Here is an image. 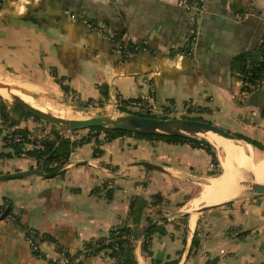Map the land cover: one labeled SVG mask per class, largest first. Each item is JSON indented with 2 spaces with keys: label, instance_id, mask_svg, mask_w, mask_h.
<instances>
[{
  "label": "crops",
  "instance_id": "crops-1",
  "mask_svg": "<svg viewBox=\"0 0 264 264\" xmlns=\"http://www.w3.org/2000/svg\"><path fill=\"white\" fill-rule=\"evenodd\" d=\"M184 1L3 0L0 73L19 78L34 94L50 95L65 116L68 107L88 118L131 114L117 106L119 98H148L175 109L191 105L203 119L264 144V81L244 92L238 73V57L262 42L264 0H201L196 18ZM8 124L0 114V175L39 166L16 155L5 140L15 129L35 137L48 133L51 124L30 116ZM81 134L85 130L76 137ZM100 139L98 155L92 141L72 147L50 178L0 180V208L9 207L0 219V264H45L60 248L71 257L81 250L71 264H112L104 254L83 259V243L106 236L121 221L132 226L131 201L138 199L136 208L156 194L166 202L140 210L155 222L148 229L159 227L150 234V255L139 239L150 224L140 230L137 264H264V194L236 181V193L225 198V189L214 184L223 175L215 147L220 174L208 176L211 157L204 149L127 134ZM244 145L251 163L263 160L264 152ZM250 175L256 177L252 170ZM135 214L141 216L139 209ZM28 229L50 239L40 245L41 256L25 239Z\"/></svg>",
  "mask_w": 264,
  "mask_h": 264
},
{
  "label": "trees",
  "instance_id": "trees-1",
  "mask_svg": "<svg viewBox=\"0 0 264 264\" xmlns=\"http://www.w3.org/2000/svg\"><path fill=\"white\" fill-rule=\"evenodd\" d=\"M190 1L192 0H188V2ZM199 1L203 5L202 1L201 0ZM2 3L3 0H0V7ZM238 8L239 7H236V5H234V9H238ZM240 10L244 11L242 7H240ZM117 37L120 39L119 35ZM259 41L262 42H260L259 44L256 43L255 46L253 47L254 49L252 50V52L243 54V56L238 57L243 59V63L241 62L238 73L241 78V81L244 84L242 86V90L244 92H252V90L257 86V84H260L261 82L264 81V34ZM120 43L122 44V41H120ZM126 49L130 51L129 46H127ZM190 49L191 48L189 47L185 48L187 53L191 52ZM62 88L66 89L65 86L63 85ZM6 105L9 104H6L4 100L0 97V114L4 119V121L9 122L8 125H15V123L18 122V119L22 116L32 117L29 113H27L25 110L21 109L20 107L16 106L15 104L9 105L11 107V109L9 110L6 108ZM10 112H13L14 116L11 115ZM261 115L264 117V104L261 105ZM181 117L189 118V119L205 120L200 116H181ZM84 130L86 131L103 130L106 132V134H108L109 140L117 135L127 134V135H134L137 137H144V138H157L166 141L168 143H186L192 147L204 149L210 155L211 169L207 172L208 176H217L218 174H220V169L218 167L219 162L214 146L211 143H209L206 139L197 136V134H182V135H170L164 133L142 134V133L120 131L112 128H102V129L89 128ZM15 131L21 133L23 136L27 134L26 130L24 129H15ZM59 132H60V126L51 124L49 132L40 138V144H41L40 147L34 146L29 149H24L23 144H21L20 142L11 143L10 146L12 147L13 152L16 155L20 156V153L24 152L26 155L35 159L36 164L39 165L42 170H44L45 172H51L57 169L58 167L62 166L65 162H67L68 154L72 149V147L92 141L89 136H83L81 138L74 140L73 142H70L66 137H64L63 134H60ZM233 134L236 138L241 139L246 143L250 144L252 147L264 152V144H262L260 141L251 139L239 133H233ZM92 142H94L96 146L93 154L95 156V153L96 155H98L101 152L99 150L100 149L99 146L101 145V142L98 138L94 139V141ZM54 163H56L55 166L52 165ZM107 195H109V192ZM140 202L141 203L138 204V206L135 208L134 206L138 203V199L131 201L130 217L132 220V226L127 225L126 221H121L119 224L112 227L108 231L106 236H101L98 238H93L85 241L82 245V252H81L83 255V259L91 256L99 255L102 252L103 254H106L113 259L112 264H137L134 257V248L136 246V239L143 226L148 225L153 221L152 218L149 217L144 218L143 217L144 213L140 212V210L144 209L149 204L151 205L164 204L166 200L161 195L156 194L154 195V198L152 199L151 202L148 203L142 201ZM135 209L136 210L139 209V213L141 214V216L140 215L137 216L135 214L136 211ZM3 210H4L3 208L2 209L0 208V212ZM17 219L18 218L14 216L13 221L17 222L18 221ZM158 227L159 226L157 225L150 227L142 237L140 246L142 252L146 255L151 254L149 249L150 234L158 230ZM43 236L45 240L47 241L50 240L48 236H46L45 234H43ZM193 242H195V238ZM79 251H77L75 255H78L80 253ZM58 253L59 255L69 254V251L60 248ZM75 255H72V257L73 256L75 257ZM175 263H176L175 260L167 262V264H175Z\"/></svg>",
  "mask_w": 264,
  "mask_h": 264
},
{
  "label": "water",
  "instance_id": "water-1",
  "mask_svg": "<svg viewBox=\"0 0 264 264\" xmlns=\"http://www.w3.org/2000/svg\"><path fill=\"white\" fill-rule=\"evenodd\" d=\"M0 87L8 89L9 87L5 84L0 83ZM24 94L31 96L29 92L22 91ZM12 102L29 113L32 117L45 122L47 124L58 125L62 128L68 130H84L89 128H112L120 131L132 132V133H142V134H170V135H182V134H202L207 131L214 132L225 138L232 140H237L231 132L213 124L208 121L189 119V118H156L151 116H141L137 114H123L120 116H104L97 115L84 119H68L56 116L52 113L40 110L16 95H12ZM84 163V162H81ZM137 165H144L149 167H155L146 162H138ZM61 168L55 169L51 172H44L39 166L36 168L17 171L8 174L0 175V180H6L11 178H20L29 175H38L43 178H50L56 175ZM246 190L251 192L264 194V183L256 182L253 178L250 180L242 181L240 183ZM9 210L7 207L3 213L0 215V219L4 218ZM152 224L144 227L140 234L139 239L144 235L146 230Z\"/></svg>",
  "mask_w": 264,
  "mask_h": 264
},
{
  "label": "rangeland",
  "instance_id": "rangeland-1",
  "mask_svg": "<svg viewBox=\"0 0 264 264\" xmlns=\"http://www.w3.org/2000/svg\"><path fill=\"white\" fill-rule=\"evenodd\" d=\"M6 81H10V82H16V83H20L21 84V86H19V87H16V88H14V91H15V93L16 94H19V96L20 95H25L22 91H26V92H29L30 94H32L31 96H29L28 95V97H30V102H31V104L34 106V107H37V108H39L40 110H43V111H45V112H48V113H52V114H54V115H56V116H59V117H63V118H68V119H84V118H88L87 117V114H84V113H81V112H78V113H76V114H74V112H72V108L71 107H68V109L70 110V113H68L69 114V116L72 114L73 116H78V117H67L68 116V114L65 116V114L66 113H64V115H63V113L62 112H58L59 110H61L62 109V105H61V103H59L57 100H54L50 95H44V94H34L33 92H31L30 90H31V88L29 87V88H26L27 87V85L24 83V85H22L23 84V81H21V80H19V78H17V77H14V76H12V75H7V73H0V83H7ZM6 85V84H5ZM25 87V88H24ZM25 96H27V94L25 95ZM0 97L4 100V102L6 103V104H9V105H12V104H14L13 102H12V98L10 97V98H6V97H4L3 95L1 96L0 95ZM72 106H74L73 104H71ZM84 106V105H83ZM158 106V105H157ZM82 107V106H81ZM159 108L158 109H160V110H164L165 112H163V115H155V116H153V117H156V118H177V117H181V116H199L198 115V113H197V111H194V112H189V110H191V105H188V104H186L185 106H184V108H182V109H175V108H173L170 104L168 105V106H158ZM58 110V111H57ZM157 110V109H156ZM63 111V110H62ZM71 115V116H72ZM65 116V117H64ZM117 116H119V115H117ZM144 116H149L148 114H144ZM263 117V116H262ZM181 118H183V117H181ZM264 118V117H263ZM203 121H208L209 122V120H203ZM7 122V121H6ZM211 123V122H210ZM67 129L65 128V129H63V134L65 133V131H66ZM76 131H78V130H75V132ZM227 131H229L230 132V130H227ZM74 132V140H76V139H78L77 137H76V133ZM39 135H36V137L34 136V139L32 140L35 144L34 145H32V146H41V144H40V138L42 137V136H44L45 134H47V132H45L44 130H41L40 131V133H38ZM78 134V133H77ZM92 133H91V131H86L85 130V134H81V135H79V138H81V137H83V136H89L90 138H91V140L92 141H94V139H97V137L96 136H93V135H91ZM232 134H233V132H232ZM197 136H199L200 138H204V139H206L208 142L210 141L209 140V138L207 137V136H203L202 134H197ZM68 139V138H67ZM224 139V138H223ZM100 141H102V139H99ZM235 144H237V145H239L240 147H242V148H245V142L243 141V140H241V139H237V140H234L233 141ZM213 145V144H212ZM244 145V146H243ZM215 148H216V150H217V153H218V155H220V158H222V156H223V151H222V149L220 148V147H216V146H214ZM251 156V155H250ZM255 156H257V155H255ZM259 157H263V158H261V159H264V156L263 155H260ZM260 159V160H261ZM257 160H259V159H257ZM257 163H258V161L256 162V160L253 158V162L251 163V165H252V167H254V166H256L257 165ZM252 167H246V168H244V167H236L235 168V175H236V181H238V182H242V181H244V180H250L251 179V175H250V172H251V170H252ZM240 169V170H239ZM240 173H239V172ZM253 171V170H252ZM253 173H254V171H253ZM239 176V177H238ZM238 177V178H237ZM241 187V186H240ZM242 188V191H245L244 189H243V187H241ZM247 191V190H246ZM241 192V191H240Z\"/></svg>",
  "mask_w": 264,
  "mask_h": 264
},
{
  "label": "built area",
  "instance_id": "built-area-1",
  "mask_svg": "<svg viewBox=\"0 0 264 264\" xmlns=\"http://www.w3.org/2000/svg\"><path fill=\"white\" fill-rule=\"evenodd\" d=\"M184 4L186 5L187 8L192 9L194 11V18H196L202 11H203V5L201 2L198 0H192L188 2V0L184 1ZM73 19H75L73 17ZM84 23H87L85 19H83ZM88 25H91L90 23H87ZM97 28V27H95ZM98 29V28H97ZM111 41H113L111 39ZM117 106L118 107H123L127 112H132L135 114H148L151 115V117L155 115H163L164 110L158 109L159 107L150 99H143V98H134L130 99L128 101H124L123 99L119 98L117 101ZM157 109V110H156ZM197 111L195 107H192L189 112H194ZM89 131V130H88ZM74 132L75 130H66L64 135L68 139H74ZM77 132V131H76ZM75 132V133H76ZM91 135L96 136L98 139L101 137L105 136L106 133L103 130H92ZM34 139V136H30L29 134H26L23 136L21 133L11 131L8 133L5 142L8 144L11 143H17L20 142L23 144V146H28V145H34L35 143L32 141ZM40 147V146H37ZM24 149H27L24 147ZM22 157H25L26 154L24 152L21 153ZM10 220L14 219V215H9L8 216ZM25 239L27 243L29 244L31 250L35 253L36 256H41V249L40 245L45 242V238L43 234L40 232L34 230V229H28L25 232ZM41 252V253H40ZM101 254H103L101 252ZM106 256V254H104ZM72 257L71 255L68 254H60L57 258L53 259H47L45 264H71Z\"/></svg>",
  "mask_w": 264,
  "mask_h": 264
},
{
  "label": "bare ground",
  "instance_id": "bare-ground-1",
  "mask_svg": "<svg viewBox=\"0 0 264 264\" xmlns=\"http://www.w3.org/2000/svg\"><path fill=\"white\" fill-rule=\"evenodd\" d=\"M6 82L7 83H5V84L9 88L5 89V88L0 87V95L1 96L3 95L6 98H10L12 95H16L20 99L25 101L26 103L32 105L30 102V97H28V95L25 96L26 95L25 94V95L19 96V94L15 93L14 88L21 86L20 83L10 82V81H6ZM2 84H4V83H2ZM22 85H24V83ZM26 88H29V85H27ZM131 114H134V113H131ZM202 135L207 136L209 138L210 142L213 145H215L216 147H220L224 153V155L221 159V166L223 168V175L220 177V179L218 181H214V184H219L221 189H225V194H224L225 198L234 196V194L237 191L235 168L236 167H245V168L246 167H249V168L252 167L251 157L248 155V153L245 152V150L242 147L237 146L234 143H232V141H230L229 138H227L229 140L223 139L225 137L220 136V135H218L214 132H211V131H207L205 133H202ZM252 170L255 172V175H254V177L256 176L254 178L255 181L256 182H264V159L261 160L259 163H257L256 166L252 167Z\"/></svg>",
  "mask_w": 264,
  "mask_h": 264
}]
</instances>
